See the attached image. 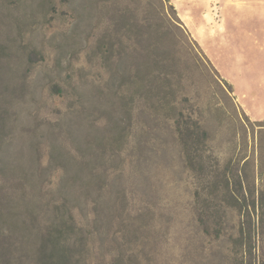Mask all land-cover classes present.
<instances>
[{
  "label": "rangeland",
  "instance_id": "rangeland-1",
  "mask_svg": "<svg viewBox=\"0 0 264 264\" xmlns=\"http://www.w3.org/2000/svg\"><path fill=\"white\" fill-rule=\"evenodd\" d=\"M0 264H264V0H0Z\"/></svg>",
  "mask_w": 264,
  "mask_h": 264
},
{
  "label": "trees",
  "instance_id": "trees-1",
  "mask_svg": "<svg viewBox=\"0 0 264 264\" xmlns=\"http://www.w3.org/2000/svg\"><path fill=\"white\" fill-rule=\"evenodd\" d=\"M168 1H170V0H168Z\"/></svg>",
  "mask_w": 264,
  "mask_h": 264
}]
</instances>
